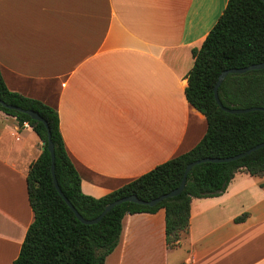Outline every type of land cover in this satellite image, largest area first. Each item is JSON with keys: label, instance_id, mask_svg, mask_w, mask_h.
I'll list each match as a JSON object with an SVG mask.
<instances>
[{"label": "crops", "instance_id": "0c3cea01", "mask_svg": "<svg viewBox=\"0 0 264 264\" xmlns=\"http://www.w3.org/2000/svg\"><path fill=\"white\" fill-rule=\"evenodd\" d=\"M226 2L0 0L2 78L57 111L84 194L101 198L200 141L206 120L185 97L186 74ZM42 146L0 110V264L33 220L26 174ZM164 213L125 214L104 264H264V177L238 171L221 194L192 198L173 248Z\"/></svg>", "mask_w": 264, "mask_h": 264}, {"label": "trees", "instance_id": "16d2710c", "mask_svg": "<svg viewBox=\"0 0 264 264\" xmlns=\"http://www.w3.org/2000/svg\"><path fill=\"white\" fill-rule=\"evenodd\" d=\"M191 53L194 60L186 74L185 97L205 117L206 130L202 138L188 151L156 165L101 198L81 191L80 176L60 135L57 111L40 100L9 90L0 72V99L34 110L45 120L53 143L57 184L82 217L92 219L101 213L105 204L131 194L151 200L176 188L188 163L205 157H229L264 141V110L226 112L216 103L213 92L222 71L264 61V2L227 0L201 45L192 48ZM217 92L220 102L228 108L264 107V67L228 73ZM0 110L15 116L19 125L27 121L44 142V148L30 163L26 174L33 220L11 264H104L118 244L123 216L155 213L159 208L165 212L166 245L173 248L188 230L192 198L221 194L238 171L264 177L262 146L237 160L196 164L187 174L185 186L178 195L153 206L125 201L97 222L83 223L54 185L43 122L1 104ZM246 214L237 216L235 221L243 220Z\"/></svg>", "mask_w": 264, "mask_h": 264}, {"label": "water", "instance_id": "95a60500", "mask_svg": "<svg viewBox=\"0 0 264 264\" xmlns=\"http://www.w3.org/2000/svg\"><path fill=\"white\" fill-rule=\"evenodd\" d=\"M264 2V0H262ZM264 67V61L263 62H260V63H254V64H250L248 66H245V67H241V68H229V69H226L224 71H222L218 77V80L214 86V98H215V101L216 103L218 104V106L223 109L224 111L226 112H230V113H243V112H247V111H250V110H264V107H258V106H251V107H246V108H228V107H225L219 100V97H218V92H217V89H218V86L220 84V82L222 81V79L228 74V73H243L245 71L250 70V69H260V68H263ZM0 104L1 106L5 107V108H8V109H12V110H15V111H20V112H23V113H26L27 115L30 116V118L34 119V120H37V121H41L43 122V124L45 125V128H46V133H47V145H46V148L47 150L49 151L50 153V159H51V165H50V169H51V173L53 174L52 177H53V182H54V185L56 187V189L58 190L59 194L63 197V199L65 200V202L71 207V209L74 211L76 217L83 223H87V224H90V223H94V222H97L98 220H100L104 215L105 213H107L109 210H111L114 206L122 203V202H125V201H129V202H134V203H138V204H142V205H149V206H153L157 203H159L160 201H162L163 199H166L168 197H172V196H176L178 195L182 189L184 188L185 186V182H186V176L187 174L189 173V171L191 170V168L193 166H195L196 164H199L201 162H226V161H233V160H237L251 152H253L254 150L264 146V141L263 142H260L248 149H246L245 151H242L240 153H237L235 155H232V156H229V157H205V158H202V159H199V160H194L190 163H188L185 168H184V171H183V175H182V178H181V181L179 183V185L170 190L169 192H166V193H163L151 200H144V199H140L138 198L135 194H131V195H128V196H125V197H121V198H118L110 203H107L105 204L103 210L101 211V213L92 218V219H86L84 217H82L76 210L75 208L72 206V204L69 202V200L64 196V194L62 193V191L60 190L58 184H57V181H56V178H55V175L54 174V152H53V143L50 139V132H49V128L45 122V120L34 110H31V109H23L19 106H16V105H12V104H8L6 102H4L3 100L0 99ZM44 144V142H43ZM44 148V146H42V149Z\"/></svg>", "mask_w": 264, "mask_h": 264}, {"label": "built area", "instance_id": "2783aa9c", "mask_svg": "<svg viewBox=\"0 0 264 264\" xmlns=\"http://www.w3.org/2000/svg\"><path fill=\"white\" fill-rule=\"evenodd\" d=\"M21 126H22V127H29L30 125H29V123H28L27 121H23V122L21 123Z\"/></svg>", "mask_w": 264, "mask_h": 264}]
</instances>
